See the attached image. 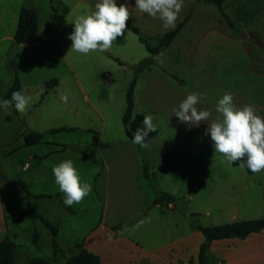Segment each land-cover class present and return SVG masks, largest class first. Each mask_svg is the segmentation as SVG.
I'll list each match as a JSON object with an SVG mask.
<instances>
[{"label": "rangeland", "instance_id": "obj_1", "mask_svg": "<svg viewBox=\"0 0 264 264\" xmlns=\"http://www.w3.org/2000/svg\"><path fill=\"white\" fill-rule=\"evenodd\" d=\"M96 2L97 0H0V98L5 97L14 80V69L10 62L16 66L20 90L30 97L23 112L18 111L13 103L0 106V175L11 180L25 181L31 193H49L54 191L57 185L54 176H50L52 160L44 161L41 165L36 160L35 153L48 149L49 145L42 143L24 146L23 135L20 133L22 124L26 132H44L63 126L76 128L75 131L68 133L44 135L45 139L60 143L77 140L89 144L95 142L99 134L103 140L125 137L120 119L125 107V92L134 77L132 66L147 59L149 54L139 43L137 36L128 29H125L123 36L113 41L112 47L104 52L92 51L84 55L72 51L71 41L68 39V34L73 30L71 22L76 16L93 11ZM124 2L117 0L118 5ZM203 4L207 7L210 5L206 2ZM21 7L36 11L38 25L34 38L28 43L18 45L14 42L13 35ZM207 7H203V10L209 17L210 10H205ZM194 9L195 6L187 12L190 14L189 22L195 19ZM128 10V21L151 37L152 43H155L159 34L170 30H164L162 21L151 20L146 13L141 14L139 10L129 6ZM216 19L224 23L220 13L216 15ZM179 21L178 17L176 23ZM262 55L264 56V52ZM168 57V51L162 50L158 60L150 66L160 67L163 64L162 60H166V63L169 61ZM183 60L181 68H188L190 59L187 52ZM221 60L226 61L224 67L232 69L229 77L238 79L234 81V89L237 86L243 87L242 81L245 83L244 91L229 89L215 96V92L207 87L195 86V89H199L196 92L202 94V99L197 104L198 109L213 111L215 99L218 100L227 91L232 93L233 101H237L238 95L244 97V106L248 100V105L250 103L255 112L264 117V68L261 66L257 68L252 59L236 60L227 57ZM166 66L173 69L175 64ZM237 66L248 68L249 73L241 75L233 71ZM51 79H56L57 85L46 87L45 82ZM170 94L168 87L155 86L153 103L156 111L170 114L172 102L175 101ZM65 96L66 101L62 99ZM147 98L145 80L141 79L134 89L135 105L138 110L145 108ZM259 105L263 107L260 108ZM138 110H134L132 114H140ZM199 125L205 127L201 122L193 126ZM185 126L186 136L194 134L189 130L192 126L186 123ZM195 133H198L197 128ZM195 135L189 145L186 143L185 157L183 164L180 165L182 168L179 171L177 169L181 180L174 190V198L178 199L174 209L153 206L149 212L154 216L153 220L145 221L143 224H134L136 219L131 218L143 205L140 193L132 200L135 192L134 181L137 177L135 169L127 155L112 158L115 164L111 170V189L105 221L114 218L120 223H132V228L125 234L129 241H137L147 249L155 245L164 246L170 241L179 247L184 256L194 259V246L199 239L203 240L201 233L193 228L194 224L210 226L239 220L264 219V170L248 174L239 166V160L229 165L223 154L214 153L210 137ZM77 148L79 150H72L65 154L66 156L57 155L59 156L57 160L59 163L71 159L80 173L82 164L78 165L75 162L77 155L82 157L83 154V157L87 158L89 154L87 151L83 152L80 146ZM157 150L151 157L160 162L181 153L176 145ZM42 170L49 173L47 175L49 181L45 184L37 181L38 176L35 177L36 173ZM102 181V177L96 180L97 191L100 194L103 193ZM29 203L37 212H39L37 209H41L40 214L53 225L65 220L56 211L64 212L57 201H54L52 207L40 206L35 200ZM89 205L88 212H80L84 214V219L92 222L96 219L97 213L94 203L90 202ZM27 206L23 191L7 185L0 177V242L12 243L14 264H29L35 258L43 260L45 264H65L66 258L73 255L79 247L78 242L71 240L72 237L76 239L79 235H70L69 232L75 231L77 222L83 219L78 215L73 217L71 230H64L59 234L57 241L59 249L56 248V254L53 256L48 230L38 220L27 218L18 220L19 214L26 210ZM74 207L79 211L76 203ZM166 222L174 225L167 228L163 225ZM34 229L38 235L36 244L31 243ZM207 257L209 264H217L208 251ZM263 257L264 254H260L259 259L251 258L247 262L231 264H264ZM190 263L193 261L190 260Z\"/></svg>", "mask_w": 264, "mask_h": 264}, {"label": "crops", "instance_id": "obj_2", "mask_svg": "<svg viewBox=\"0 0 264 264\" xmlns=\"http://www.w3.org/2000/svg\"><path fill=\"white\" fill-rule=\"evenodd\" d=\"M203 3L205 2L184 0V6L178 16L179 20L181 21L186 13L195 6L194 21H188L189 23L187 22L180 30L169 46L163 49L168 51L169 61H167V63L166 60H162L163 64L160 67L149 66L142 70L136 78L134 89L141 79L145 80L148 101L144 109L138 110L135 105L133 93V111L138 110L140 114H132L127 124H123L120 119L125 133L123 139L108 138L103 140L99 134L98 139L89 144L77 140L70 143H60L45 138L39 143L40 145L42 143L49 145L48 149L40 150L39 153L35 154L37 163L40 165L44 161L52 160L50 162V176H53V165L58 164L57 159L59 156L57 155L66 156L65 154L72 150H79L77 148L78 146H80L83 152L87 151L89 154L87 158L83 157V154L82 157L77 155L78 158L75 162L78 165H80V163L82 164V168L79 170L80 179L92 186L91 192L79 203H76L79 211L74 207V204L72 205V213H68L65 210H63L64 212H60L55 209L60 216L65 219L63 222L59 224L56 223L55 225L57 227V235L55 237L57 249H59L57 243V241H59V234L64 230H71L73 225L72 219L78 215V217L83 220L77 222V229L75 231L69 232L70 235H79L76 239H73L71 236V240L78 242L79 246L73 255L77 254L81 249H84L98 256L101 264H189L190 260L193 261V263L190 264L196 262L198 246L202 242L200 239L193 249L194 259L193 257L184 256L183 253L179 251V247L173 245V242L170 241L164 246L155 245L147 249L137 241H133V243L125 238V234L128 233V230L133 226L132 223H120L114 218H111L110 221H105V217L111 189V170H113L115 164V160L113 161L112 158L117 159L119 155H127L129 157L128 160L134 167L135 174L137 175L134 181L135 192L132 200L138 197V193H140L141 200H143V205L139 207L131 217L132 219L133 217L136 219L134 224H143L145 221L153 220L154 216L149 213L152 211L153 206H165L167 209L173 210L174 204L178 200L174 198V190H176L181 180V177L177 174V169L179 171L182 168L180 165L183 164L185 157V147L187 144L189 145L191 143L190 140L196 137L195 134H198L199 137H210V134L206 132L208 127L207 123H210L211 120L219 116V114L215 112V109L210 111L211 116L209 120L201 122L205 124V127L200 125L197 127L192 126L189 130L194 132V134L186 136L185 123L180 122L173 114V107H178L180 101L186 94L199 90L195 89V86L198 88L207 87L209 90L215 92V96L221 91L233 90L234 81H238V79L234 80L229 77L232 69L224 67L226 61L221 60L223 58L230 57L236 60L252 59L257 64V68H259V66L264 68V61L262 60L264 59L262 55L264 52V0H224L222 2L223 10L229 16L233 26L238 31L236 34L228 28L225 22L222 23L220 20L216 19V15H218L219 11L215 5L209 3L210 5L207 7ZM128 6L134 10H139L135 7L134 0H128ZM203 7H207L205 8L206 11L210 10L208 11L210 13L209 17L204 13ZM150 19L155 21L159 20L153 17H150ZM179 22H177L176 25ZM186 52L190 59V63L187 64V66H189L188 68L185 67L182 69L181 66L184 63L183 57ZM166 64H175V67H172L173 69H168ZM233 69V71L241 75L249 73L248 68L244 66H237ZM241 83L243 87L237 86L234 90L244 91L245 83L242 81ZM160 85L166 88L168 87L171 93L170 95H173L175 99V101L172 102L170 114L156 111L154 108L153 98L155 86ZM238 99L237 101H233L234 105L237 108H243L245 102L243 101L244 97L238 95ZM216 101L217 99L214 101L215 104ZM245 105H248V100H246ZM258 107L261 108L263 106L259 105ZM145 114L151 116L152 123L156 130L148 133L146 145L141 147L133 144L131 139L132 132L135 131L137 127H143L142 120ZM102 123L104 124V118L102 119ZM196 128L198 133H195ZM187 133L189 132L187 131ZM102 145H104V148L101 149ZM175 145L178 146L179 151H181V153L175 157L164 162L157 161L155 157H151L154 152L158 151V148L164 149L165 147ZM107 146H110V148H107ZM90 158H92V161H90ZM144 165L149 169V173L155 177L154 181L145 176L143 171ZM47 175H49V173L42 170L40 173L38 171L35 177L38 176L40 179L37 177V181L39 180L40 183L45 184L49 181ZM99 177L103 179L102 194L97 191L98 187L96 180ZM195 188L196 186L194 185V189ZM58 189L59 187L57 185V188L49 193H32L48 194L51 195V197L30 199L27 202L30 205L29 202L35 200L40 206L52 207L54 201H57L53 195ZM162 193L173 196V202H158L154 204L153 202ZM88 201L94 203V208L97 213L96 219L92 222L84 219V214L82 213L88 212V207H90V202ZM37 210L39 211L38 213L42 214V211H40L41 209ZM118 225L123 226V228L115 234L111 230V227ZM163 225L168 228L169 225H174V223L170 224V222H166ZM123 238L126 240H122ZM67 243L68 242H65L66 245H68ZM207 251L213 255L217 264H231L232 262L238 263L240 261L247 262L251 258L259 259L260 254H264V230H261L259 233L249 234L244 239L229 238L212 241Z\"/></svg>", "mask_w": 264, "mask_h": 264}, {"label": "clouds", "instance_id": "obj_3", "mask_svg": "<svg viewBox=\"0 0 264 264\" xmlns=\"http://www.w3.org/2000/svg\"><path fill=\"white\" fill-rule=\"evenodd\" d=\"M135 7L141 14L158 18L162 28L175 27L177 18L184 6V0H134ZM129 19L128 0L117 4V0H97L94 10L88 14L78 15L71 22L73 30L68 34L70 49L87 55L92 51L104 52L112 47L113 41L123 36L126 21ZM30 97L22 90L14 88L11 99L0 98V106L14 103L18 111H25ZM67 100V97H62ZM202 94L190 92L180 101L172 112L180 122L189 126L198 125L209 120L211 113L207 109H198ZM216 119L207 123L206 132L210 134L214 153L223 154L229 165L240 161L239 166L246 167L253 173L264 170V117L257 114L251 105L237 108L233 95L225 92L216 101ZM143 127L132 132V143L144 147L150 131L156 130L150 115L145 114ZM54 182L62 192V203L72 206L87 196L92 186L80 179L79 172L71 159H65L52 167Z\"/></svg>", "mask_w": 264, "mask_h": 264}, {"label": "trees", "instance_id": "obj_4", "mask_svg": "<svg viewBox=\"0 0 264 264\" xmlns=\"http://www.w3.org/2000/svg\"><path fill=\"white\" fill-rule=\"evenodd\" d=\"M195 1H203L206 3H211L216 6L221 17L224 22L228 26V28L233 33H238L237 29L233 26L231 19L226 14V12L222 8V2L224 0H195ZM189 13L185 15V17L173 28L162 34H159L155 40V43H152L151 37L144 34L140 31L136 26H134L131 22H126V26L131 33L137 36L139 43H141L147 53L149 54L148 58L134 64L132 66L134 77L128 84V87L125 92V108L123 115L121 117V121L123 124H127L131 118L134 101H133V93L134 86L136 82V78L139 73L145 68L149 67L153 62L157 61L161 51L169 46V44L173 41L176 35L180 32V30L185 26L186 22L189 18ZM37 25L38 18L35 10L21 7L18 12V19L15 28V32L13 35V40L16 44L22 45L30 42L35 34L37 33ZM117 60V59H116ZM10 65L13 66L14 69V80L12 85L8 88L5 97L11 98V92L14 88L20 89V84L17 77L16 66L10 62ZM57 85L56 79H51L45 82L46 87H52ZM14 106V103H13ZM15 107V106H14ZM14 112H16L14 110ZM75 128L72 127H58L48 129L44 132H26V128L22 124L20 133L23 135V141L25 146H34L36 144L41 143L46 134H57L60 132H72ZM246 173L252 174L250 170L246 167H243ZM144 174L147 178L151 180H155V177L149 173V169L144 165L143 166ZM0 177L4 180V182L14 188L20 189L23 191L25 199L29 201L30 199H41V198H50L51 195L48 194H32L28 190L27 184L22 180H9L4 175H0ZM63 193L58 191L53 195V197L57 200L59 205L68 213H72V206H65L62 203ZM158 202H173V196L162 193L153 203L156 204ZM22 218H27L31 220H38L47 230L49 235L51 236V248L52 254L55 256L56 254V241L55 237L57 235V227L49 222L46 218H44L40 213H38L33 207L29 204L27 209L21 212L18 216V220ZM123 226H112L111 230L117 234L119 230H121ZM193 228L198 230L203 240L198 246V251L196 254V262L195 264H209V259L207 257V250L212 241L229 239V238H238L244 239L249 234L259 233L261 230H264V219H251V220H239L234 221L232 223L221 224V225H210V226H201L198 224H194ZM37 232L34 229L31 235V243L36 244L37 242ZM0 264H14L13 254H12V243L10 241H1L0 242ZM29 264H45L41 259H32ZM65 264H101L99 257L95 254L88 252L84 249H81L77 254L71 255L66 258Z\"/></svg>", "mask_w": 264, "mask_h": 264}]
</instances>
